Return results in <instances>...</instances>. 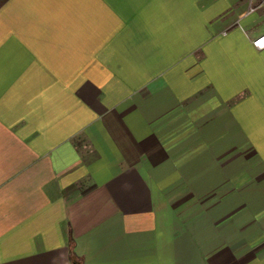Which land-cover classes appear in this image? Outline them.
Returning a JSON list of instances; mask_svg holds the SVG:
<instances>
[{
  "label": "crops",
  "instance_id": "crops-1",
  "mask_svg": "<svg viewBox=\"0 0 264 264\" xmlns=\"http://www.w3.org/2000/svg\"><path fill=\"white\" fill-rule=\"evenodd\" d=\"M264 0H0V264H264Z\"/></svg>",
  "mask_w": 264,
  "mask_h": 264
},
{
  "label": "built area",
  "instance_id": "built-area-1",
  "mask_svg": "<svg viewBox=\"0 0 264 264\" xmlns=\"http://www.w3.org/2000/svg\"><path fill=\"white\" fill-rule=\"evenodd\" d=\"M253 46L257 49H264V35L253 41Z\"/></svg>",
  "mask_w": 264,
  "mask_h": 264
}]
</instances>
